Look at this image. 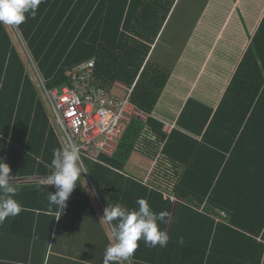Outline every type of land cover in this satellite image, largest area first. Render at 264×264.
<instances>
[{"label": "trees", "instance_id": "obj_1", "mask_svg": "<svg viewBox=\"0 0 264 264\" xmlns=\"http://www.w3.org/2000/svg\"><path fill=\"white\" fill-rule=\"evenodd\" d=\"M168 5V0H43L34 19L12 26L26 58L7 26L0 25V158L16 176L15 199L23 206L19 215L0 224L2 243V234H19L35 240L45 252L50 250L49 258L58 255V260L71 261L59 247L60 221L71 218L72 231H103L90 233L100 247L95 263L102 264L111 225L89 198L86 174H81L61 212L47 199L54 186L41 182L51 173L54 150L64 146L40 95L39 81L47 88L69 84L67 71L94 59L96 83L108 89L116 80L134 85L131 100L153 113L168 72L147 60L151 45L141 38L158 36L160 22L170 13ZM148 122L163 129L153 118ZM177 126L163 148L164 154L185 165L177 200L123 174L115 156L100 155L101 162L83 158L102 215L105 207L117 203L137 208L138 198H145L154 212L170 214V222L160 225L170 237L167 246L150 248L141 240L131 261L122 262L262 264L264 16L218 107L190 99ZM181 236L183 245L178 243ZM82 259L92 258L85 254Z\"/></svg>", "mask_w": 264, "mask_h": 264}, {"label": "crops", "instance_id": "obj_2", "mask_svg": "<svg viewBox=\"0 0 264 264\" xmlns=\"http://www.w3.org/2000/svg\"><path fill=\"white\" fill-rule=\"evenodd\" d=\"M213 2L214 0L207 1L200 12H197L198 10L194 12L195 17L193 22H190V27L184 26V22H179L181 25L179 27V29H181L179 32L184 33V37H174V35L169 37L168 46L164 48V51L159 55L156 62L152 61L153 54L157 47L156 42L166 22L163 23L158 36L154 40L152 39L153 43H150L152 40L149 38L147 39V37L143 36L141 38L142 42H147L151 45V52L147 60H150L155 67L157 66L168 72L167 82L153 110V119L162 123L163 129L156 128L149 122L140 120L132 121L122 137L120 147L114 157L123 165L121 170L123 174L138 180V182L146 186L159 189L164 193L165 197H171L173 200H177L175 191L184 173L185 165L163 153V148L169 134L172 129L178 128L177 122L190 99L198 100L214 109L218 107L257 29H254L252 32L251 29L249 33H247L251 34L250 38H248L249 43L247 46L246 43H244L245 45L242 46L240 53L236 52V46L232 45L236 40V36L230 40V52L234 54L233 59H236L234 63L236 66L232 65L231 67L230 65L233 69L232 74H227L230 67L226 70L225 83L222 87L217 86V94L209 97L210 93H207L204 98H193L197 88L196 82L199 79L201 80L210 64V59L216 47L215 45L218 40L222 38L226 22L236 17L235 14L240 16L250 14L249 17L253 18V13H250V7L244 5L242 3L243 0H215L218 5H226V8H221V12L217 11L219 8L213 7ZM248 2L252 3L253 1L248 0ZM241 5L243 9L240 8ZM263 16L264 12L257 20L261 21ZM214 22H218V24L214 26ZM253 23L255 24V21ZM211 28H213V30H211ZM240 33V39L244 42L246 32L242 27L241 29L239 28V34ZM210 35H216V38H214V40H207V37ZM174 44L176 45L174 46ZM172 48H175L174 51L177 50L175 51V56L171 55L169 52H173ZM205 90L206 88H204V91ZM167 124L173 126L172 129H168L166 127ZM63 146L66 147L64 144ZM82 167L86 168L84 159ZM85 174L87 177L84 184L89 198L97 214L102 217V205L99 201L98 194L95 196L90 194V190H95V188L91 184L88 174ZM58 215L59 213H57V216ZM60 222L59 247L62 256L65 258H72L71 261L64 262L60 259L58 260V255H55V258H49L51 253L50 250L45 252L35 240L27 239L19 234L13 233V236L2 234V236H4L2 238L4 241L2 243L0 240V264H97L95 263L97 262L95 259H99L100 247L98 243L91 241L92 236L90 233L101 234L103 231L88 232L84 231L83 228L72 231L74 225L71 224V218L69 221L62 218ZM106 232L111 237V231L108 229ZM62 249L71 252V255H64ZM85 254L89 255L94 260L81 261L84 260L82 259V255L85 256ZM77 259H80V261ZM73 261L76 263H73ZM122 264L125 263L122 262ZM262 264H264V257Z\"/></svg>", "mask_w": 264, "mask_h": 264}, {"label": "clouds", "instance_id": "obj_3", "mask_svg": "<svg viewBox=\"0 0 264 264\" xmlns=\"http://www.w3.org/2000/svg\"><path fill=\"white\" fill-rule=\"evenodd\" d=\"M41 3L43 0H0V25L18 27L27 18L34 19ZM50 168L47 184L54 186L55 191L50 192L47 199L49 205H55L61 212L66 209L81 174L88 173V170L81 166L79 148L71 143L54 150ZM15 180L9 164L0 158V224L22 211L23 206L15 199L19 191ZM90 194L97 195L95 190H90ZM136 205L137 208L130 209L117 203L104 208L101 219L111 225V238L102 264L131 261L141 240L150 248L167 246L170 237L160 225L170 222L169 212H154L145 198H138ZM178 243L184 244L183 236L179 237Z\"/></svg>", "mask_w": 264, "mask_h": 264}, {"label": "built area", "instance_id": "obj_4", "mask_svg": "<svg viewBox=\"0 0 264 264\" xmlns=\"http://www.w3.org/2000/svg\"><path fill=\"white\" fill-rule=\"evenodd\" d=\"M94 59L67 71L69 84L47 88L40 78V95L49 105L55 126L67 144H75L83 158L100 161V155L113 157L120 147L128 125L134 120L148 122L153 113L131 100L134 85L116 80L111 89L96 83ZM116 90L125 93L120 96ZM169 129L173 126L167 124ZM47 184V178L41 181Z\"/></svg>", "mask_w": 264, "mask_h": 264}, {"label": "rangeland", "instance_id": "obj_5", "mask_svg": "<svg viewBox=\"0 0 264 264\" xmlns=\"http://www.w3.org/2000/svg\"><path fill=\"white\" fill-rule=\"evenodd\" d=\"M169 1V9L170 13L168 14V17L166 19V24L164 26V29L159 37V39L156 42V50L153 54V62H156L158 60L159 55L164 51V48L168 46V38L173 36H183L184 33L179 32L181 29L179 27L181 26L179 22H184V26L190 27V22H193L194 20V12H200L203 8V6L207 3L209 0H168ZM252 3H249L248 0H243V4L250 7V13H253V18L249 17L250 14H246L245 16H240L238 14H235L236 17H233L232 19L228 20L226 22L222 38L218 40L217 44L215 45V49L213 51L212 58L210 59V64L208 65L204 75L202 76L201 80L199 79L197 83V88L194 92L193 98H204L207 93H210L209 97L214 96L217 94V86L222 87L224 85V81L226 79V70L229 69L230 65L236 66L235 61L236 59H233L234 54L230 52V40L236 36L235 42L232 44L233 46H236V52L240 53L242 46H244L246 43V46L248 45L249 41L248 38H250L251 32L257 28V25L260 20H257L260 15L264 12V0H252ZM214 8H219L217 11L221 12V8H226V5L224 4H216L215 0L213 2ZM241 9H243L242 5L240 6ZM216 19V18H214ZM161 20V19H160ZM255 21V24L253 23ZM163 24V22H160ZM218 22H214V26L217 25ZM246 32L244 42L240 39L241 33L239 34V28ZM9 31L12 33V36L16 42V45L20 52L22 53L23 57L26 58L25 51L23 49V44L17 39L16 33L12 26H7ZM213 30V28H211ZM250 32V33H251ZM164 33V34H163ZM216 33V31H215ZM163 34V36H162ZM249 35V36H248ZM162 36V37H161ZM214 36V37H213ZM247 36V37H246ZM213 37V38H212ZM216 38V35H210L207 37V40H211ZM22 44V45H21ZM155 45V46H156ZM176 44H174L175 46ZM173 46V47H174ZM175 48H172V51H169L171 55L175 56ZM230 67L227 74H232L233 69ZM33 69L31 67H28V71L30 74L33 72ZM204 88L206 90L204 91ZM208 91V92H206ZM115 93H117L120 96H125L124 92H121L119 90H116ZM43 100V98H42ZM212 100V98H211ZM44 101V100H43ZM209 102V101H208ZM44 104L47 108V111L52 118L51 112L49 110V105L47 102L44 101ZM56 130L60 136L61 142L67 146L66 140L64 138V135L59 127L56 126Z\"/></svg>", "mask_w": 264, "mask_h": 264}]
</instances>
